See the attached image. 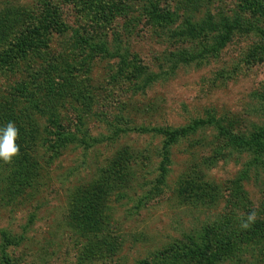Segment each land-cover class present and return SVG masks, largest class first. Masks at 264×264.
<instances>
[{"label": "rangeland", "instance_id": "rangeland-1", "mask_svg": "<svg viewBox=\"0 0 264 264\" xmlns=\"http://www.w3.org/2000/svg\"><path fill=\"white\" fill-rule=\"evenodd\" d=\"M51 5L63 30L43 31L14 67L0 60V98H38L53 145L37 149L38 173L17 196L0 160V264H264V0H0V17L21 11L16 32L29 16L45 27ZM103 41L118 54L99 53ZM48 77L53 91H40ZM198 121L168 146L152 131ZM120 175L101 223L81 229L76 194ZM203 186L212 199L189 188Z\"/></svg>", "mask_w": 264, "mask_h": 264}, {"label": "trees", "instance_id": "trees-1", "mask_svg": "<svg viewBox=\"0 0 264 264\" xmlns=\"http://www.w3.org/2000/svg\"><path fill=\"white\" fill-rule=\"evenodd\" d=\"M50 8H53L54 10L49 11L46 14L47 17H52L50 19L47 18L48 20L47 26L45 27L42 26L39 28L38 27L31 28L30 25H32L34 22L36 23V17L29 16V21L27 22H31L29 23L30 25H27L25 29H22L20 32L19 31L16 32L15 29L18 25H21V23L24 20V16H22L23 14L21 11L18 10L15 12L13 10L11 12H8L6 16L0 17V44L6 45V47L8 46L1 54L3 55L2 58L0 59L1 62H3L4 64H8L9 67H14V64L16 66L20 62V60H18L20 56H25L30 53L34 41L43 35L42 33L43 31H47V30L53 31L56 28H59L60 31L63 30L65 25L62 21L61 16L58 14L55 6L51 5ZM252 8H257L258 10L261 7H259V5H254L252 6ZM37 21L42 22L41 20H37ZM199 31H201V29ZM17 33L19 34L17 35ZM108 46H110V43H108V41L106 42L103 41V43H101V45L97 47V51L99 50V53L109 54L112 56L118 54V52L116 53L108 50ZM63 62L66 63L62 59V63ZM54 69L57 70L58 68L55 67ZM39 74L42 77H44V73H39ZM48 78L49 79L47 83H45L44 81L42 82L41 85H39L40 91L41 88L45 89V85L49 92L53 91L51 90V83L52 82L54 83L56 81L52 77H48ZM70 81L71 80L67 76H65V80L63 81L62 84L65 83L68 84ZM57 84H61V83H57ZM30 96L31 97H28L26 100V102H30V106H24V107L20 105H16V103L12 104L10 103V101H4V99L0 98V127H5L9 122H13L19 130V137L16 143L19 145L20 151L19 154L15 156L11 162V168H13V171L11 172V175L9 177L1 179V181L4 183L8 181L10 188L13 187L14 191L11 192L10 194L11 196L13 195L17 196L21 192L23 186L28 184L32 180V178L38 173V168L40 166V163L36 159L37 149L39 147H45L50 149L53 146L51 143L50 144L48 143L52 131L49 129V127L45 126L40 121H37L34 118V113L44 115L46 107H42L40 102L38 101V98H35L34 95H30ZM50 105L51 104L48 105V108H50ZM203 122L204 121H198L194 123L193 126L181 130L179 129L173 130L171 132L165 131L163 128H152L153 130L152 129L151 130L153 132H158L157 133L158 135L165 136L167 138L166 145L168 146L173 144V142L179 140V138H183L187 136L188 133L196 131L198 126L203 124ZM130 131H138L144 133L147 131V129L131 128ZM58 136L61 140L62 146H64L65 143L67 144L69 142L65 132L63 131L59 132ZM236 138L237 137H234L235 140ZM81 141H82L81 145H86L85 147H88L89 144L87 141H85L84 139ZM55 145H58V143L56 142ZM168 155H169V151H166L163 154V156H165V160L161 162L160 168L162 172L157 179L158 186L154 189V191L161 190V188L159 187L165 184V176H166V172L168 171V169L166 168L167 165L165 161H168ZM12 177L16 178L17 180L15 181L11 180ZM30 177L32 178L30 179ZM118 178L115 179L113 178V181L110 183L104 182L103 186L100 187L98 185L95 186L96 190H94V192H89V193L84 192L82 193V195L80 193L76 194V206L74 207L72 218L73 221L81 229L92 230L97 227V224L101 223V221L98 220L96 216L98 215L97 213H99V209L103 208L104 203L102 200L108 197V194H110L112 189H116L121 186H124L128 182V179L124 175H120L118 176ZM10 181H13L17 184L13 185L12 183H10ZM8 183L6 189H9ZM111 183H112V187L109 188ZM189 188L192 191L193 190L197 191L198 194H195V196L201 193V195H204L205 197L206 196H208L209 198L211 197L210 199H212L213 197L211 190L206 186H203L201 190L193 189L191 187ZM159 193L160 192H158L157 194ZM209 202H212V200H210ZM243 234H246V231H244ZM243 234H241V236ZM254 234L255 232L252 233L251 235ZM202 248H206L208 250L209 248H211L210 243H207V246L197 245V250L199 251V253L201 252ZM190 253L191 252L189 251V254ZM202 254L206 255V253H202ZM191 257L193 258V255H191ZM198 257L200 263L208 264L209 258L207 255L202 256L200 254V256ZM3 264H9V260L7 256L3 257Z\"/></svg>", "mask_w": 264, "mask_h": 264}, {"label": "clouds", "instance_id": "clouds-1", "mask_svg": "<svg viewBox=\"0 0 264 264\" xmlns=\"http://www.w3.org/2000/svg\"><path fill=\"white\" fill-rule=\"evenodd\" d=\"M19 137V130L13 122L5 127H0V160L11 163L13 158L19 154L20 148L16 143ZM256 218L255 211L251 212L246 219H241V227L248 228Z\"/></svg>", "mask_w": 264, "mask_h": 264}]
</instances>
